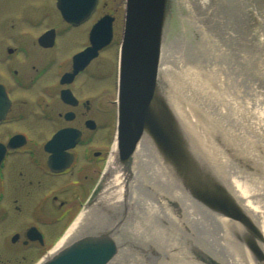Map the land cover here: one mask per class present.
Returning <instances> with one entry per match:
<instances>
[{
	"label": "flooded vegetation",
	"instance_id": "flooded-vegetation-1",
	"mask_svg": "<svg viewBox=\"0 0 264 264\" xmlns=\"http://www.w3.org/2000/svg\"><path fill=\"white\" fill-rule=\"evenodd\" d=\"M0 2V46L3 47L0 50V242L11 246L13 253L21 237L24 245L45 246L47 238L59 239L63 235L67 226L62 230V224L91 209L105 217L99 220L88 217L79 237L99 235L110 227L117 242L137 234L139 231H134L130 223L118 224L123 212L110 218L105 206L99 204L103 181L110 173L108 151L90 147L98 143L93 133L98 126V108L91 99L84 98V92L97 89L99 73H83L93 60L80 73H65L73 69V56L90 45V31L101 17L113 16L114 29L118 12L122 7L126 9V0H99L90 17L76 25L62 16L58 0ZM85 29L87 42L72 55L68 69L50 73L51 59L44 52L56 45L60 35L71 30L75 31L72 41L83 40ZM51 31L54 45L44 46L41 39ZM20 53L23 59L17 58ZM27 58L33 70L19 67L8 70L11 62L28 67ZM41 62L42 67H37ZM64 90L71 92L75 102L63 99ZM89 120L95 122L94 128L87 125ZM64 128L79 132V140L74 147L54 157L47 144ZM236 150L241 156L240 165L244 163L250 170H258L252 160L244 158L250 157V144H238ZM115 164L118 166L119 162ZM130 186L125 184V195H130ZM142 233L140 230L139 235ZM29 234L42 240L30 239ZM11 257L19 258L18 252Z\"/></svg>",
	"mask_w": 264,
	"mask_h": 264
},
{
	"label": "rangeland",
	"instance_id": "rangeland-1",
	"mask_svg": "<svg viewBox=\"0 0 264 264\" xmlns=\"http://www.w3.org/2000/svg\"><path fill=\"white\" fill-rule=\"evenodd\" d=\"M52 8L55 11V7L52 6ZM54 11L52 10V14ZM99 14H102V10ZM117 15L118 22L114 27L112 43L101 51L100 55L83 72L99 73L97 89L84 92V98L91 99L98 108L96 120L98 126L93 132L98 143L90 147L108 151V160L116 140L118 68L124 31V7ZM85 31L86 35L81 41H72L75 33L72 30L60 35L56 45L44 52L51 59L50 73H63L68 69L72 55L87 42V29ZM2 48L0 46L1 51ZM17 58L23 59V54L20 53ZM29 60L30 58H27L28 63H30ZM161 64L167 66V69L160 84V91L168 99L175 98L184 114L183 125L177 118L182 133L185 131L189 134L194 131L202 142L203 139L207 140L206 137L209 136L206 132L210 131L211 139L227 156L234 171L237 165H240L238 157L241 156L236 150L238 140L236 142L233 138H229V142L224 143L221 120L216 121L212 118L210 120L207 116L211 113L206 106L192 98L194 99L196 92L200 91L199 80L201 79V81L208 80L211 83L213 87L211 94L217 106L222 112L233 117L237 123L240 120L239 112L242 105L245 108L249 105L255 108L256 104L258 105L256 109L260 111L264 107V0H171ZM42 65L41 62L37 67H42ZM18 67L33 70L31 63L28 67H21L12 62L8 70ZM214 81H218V88L215 86L216 82L214 85ZM239 102L243 104L240 105ZM253 128L255 129V126ZM253 134L252 137H255ZM262 138L264 140V136ZM258 142L254 141V145ZM229 143H233V146ZM245 143L249 145L251 140H246ZM201 146L204 147V145ZM257 151L263 154L264 144ZM249 156L244 158L252 160L257 165L258 170L255 171V175L259 180L264 181V164L261 158L254 160L251 154ZM104 168L105 165H103ZM259 191L250 195L261 194L262 192ZM169 206L171 210L174 208L172 204ZM181 207L183 209V205ZM182 213L178 212L175 207L174 219L163 217L162 221L160 217L153 216L145 223L141 235L134 233L133 237H123L118 241L119 252L110 264H204L192 251L194 246H200L213 252L221 257L225 264H233L228 255L224 257L218 254L220 251L212 242L213 240L205 238L204 228H196L187 221L186 212L182 211ZM75 219L76 216L71 222L68 220L66 225H61L62 230L67 226L63 234ZM114 221L115 219L110 222ZM213 227L211 230L207 229L210 234L215 235V240L219 242L218 235L220 236L224 230L218 224H214ZM22 239V237L19 239L18 246L15 248L19 258L14 259L11 255L16 251L13 253L11 246L0 242V264H14L15 262L16 264H37L59 240L56 237H50L46 239L45 246H37L34 243L24 245ZM236 241L240 249L246 247L243 241L238 238ZM239 259V264H248L244 255H240Z\"/></svg>",
	"mask_w": 264,
	"mask_h": 264
},
{
	"label": "water",
	"instance_id": "water-1",
	"mask_svg": "<svg viewBox=\"0 0 264 264\" xmlns=\"http://www.w3.org/2000/svg\"><path fill=\"white\" fill-rule=\"evenodd\" d=\"M98 2L99 0H58L57 5L62 16L76 25L90 17ZM170 2L171 0H126L119 53L117 160L121 163L128 162L143 135L148 133L163 156L172 164L176 176L190 195L215 213L238 221L242 229H233L234 233L249 248L255 264H264V234L261 228L241 206L228 183L213 176L206 165L189 151L169 99L160 91L162 81L159 68ZM113 22V16L104 15L93 25L90 45L73 56V69L65 73H80L99 56L101 50L113 40ZM41 43L47 47L53 46V31L43 36ZM65 78L66 76L63 80ZM63 99L68 103L75 102L68 90L63 91ZM87 125L90 128L96 126L92 120ZM79 136L80 133L75 129L64 128L54 135L47 147L54 151V157H58L66 149L74 147ZM169 203L180 207L174 200ZM179 211L182 212L181 207ZM111 231L108 228L99 235L76 237L52 254L47 253L48 256L45 255L37 264H109L120 249L119 243L111 236ZM29 236L33 240H42V237ZM192 251L204 264H225L221 257L200 246H194Z\"/></svg>",
	"mask_w": 264,
	"mask_h": 264
},
{
	"label": "bare ground",
	"instance_id": "bare-ground-1",
	"mask_svg": "<svg viewBox=\"0 0 264 264\" xmlns=\"http://www.w3.org/2000/svg\"><path fill=\"white\" fill-rule=\"evenodd\" d=\"M166 69L167 66L161 64L159 68V77L161 81L166 75ZM209 81L211 80L209 79ZM199 83L200 91L196 92V95L193 94L194 99L192 98V100H198L206 106L207 110L211 113V115L208 114L207 116L210 120L211 118L213 120L216 119V121L221 120L224 143L228 141L229 138H233L236 142L238 140L236 143L237 147L238 144L243 145L246 140H251L250 146L252 148V153L250 152V154L258 159L260 157L264 164V153L259 154L257 151L260 147H263L264 144L262 138V136H264V115H261L264 114V107L261 111L256 109L258 106H256V104L255 108L250 107V105L245 108L242 105L243 103L239 102L242 106L239 112L241 115L240 120L237 123L233 117L229 116L226 112H222L221 108L219 109V106H217V102L214 101L211 94L213 91L211 83H209L208 80L201 81V79ZM217 83L218 81H214L216 87ZM215 86L214 88H216ZM169 104L183 125L185 117L177 101H175V98H169ZM229 104H231V102ZM254 126L255 129L253 128ZM195 128L197 127L195 126ZM192 132L186 134L185 131H183L189 151L195 158H198L201 163L206 165L213 176H217L228 183L241 206L256 221L264 234V181L258 179L255 175V169L250 170L244 163H242V165H237L233 171V166L229 164L227 156H225L224 152L220 150L211 139L212 137L209 134L210 131L209 133L208 131L206 132L209 136L206 137L207 140L203 139L202 142L201 139L197 137L198 135H195L194 131ZM252 134L255 135V137H252ZM256 139H259V142ZM254 141L258 143L254 145ZM229 144L233 146V143ZM201 145H204V147ZM117 159L118 149L117 142H115L107 167V172L110 173L107 174V177L103 181V189L99 196V204L105 206V212L110 215V218H112L114 213L123 212L124 216L119 220L118 224H123L124 222H126V224L130 223L134 231L137 230L140 232L145 223L153 216L160 217L162 221L164 220L162 219L163 217L174 219L175 207L171 210L169 206V201L174 200L176 203H179L180 207L183 205L184 210L182 207L181 209L183 212H186L188 216L187 221L196 226V228H204L203 233L205 238H208L210 241L213 240L212 242L220 251L218 253L219 255L224 257L228 255L231 263L239 264L238 259L240 255L246 254V262L248 264H255L247 247L246 249L242 247L240 249V245H238L236 241L238 237L233 229L241 230V224L236 220L215 213L194 199L183 183L179 181L172 164L163 156L148 133L143 135L133 156L128 162H119L118 166H116L115 163L118 161ZM138 182L140 186L137 187ZM126 183L131 185L130 195H125L124 193ZM135 187L137 188L135 189ZM258 191L262 193H257L253 196L250 195ZM125 205H129L130 208H127ZM180 207H176L178 212H180ZM85 215L88 216L84 218ZM91 216L96 220L105 217L104 214L100 212H93V209L90 211L85 210L76 217L75 221L61 237V240L57 242L55 247L49 251L48 254H52L59 247L79 237L81 234L80 230L84 227L83 224L85 220H88V217ZM214 224L220 225L224 230L223 233H220V236L218 235L220 239L219 242L215 240V235L210 234L209 229H207H213ZM152 231L154 230L152 229ZM129 237H133V235Z\"/></svg>",
	"mask_w": 264,
	"mask_h": 264
}]
</instances>
